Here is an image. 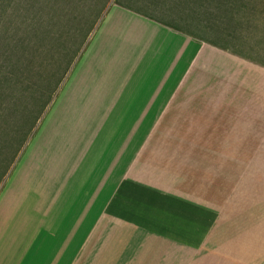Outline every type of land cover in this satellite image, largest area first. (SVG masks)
I'll return each instance as SVG.
<instances>
[{"label": "crops", "instance_id": "1", "mask_svg": "<svg viewBox=\"0 0 264 264\" xmlns=\"http://www.w3.org/2000/svg\"><path fill=\"white\" fill-rule=\"evenodd\" d=\"M163 1L170 10L141 12L154 28L97 92L115 101L112 124L46 183L41 224L0 239V264L190 263L212 244V208L191 197L190 171L182 190L180 165L217 154L264 178V0Z\"/></svg>", "mask_w": 264, "mask_h": 264}, {"label": "rangeland", "instance_id": "2", "mask_svg": "<svg viewBox=\"0 0 264 264\" xmlns=\"http://www.w3.org/2000/svg\"><path fill=\"white\" fill-rule=\"evenodd\" d=\"M163 2L76 0L51 19L44 0H0V239L12 237L16 224L15 233H32L52 200L46 183L89 158L96 144L82 157L88 137L98 132L97 143L115 117V101L97 100V92L111 90L109 79L135 55L132 44L154 28L141 12L170 10ZM212 159L180 165L182 190L190 181L191 197L212 208L205 218L212 244L186 264H264V178H252V165L243 171Z\"/></svg>", "mask_w": 264, "mask_h": 264}, {"label": "trees", "instance_id": "3", "mask_svg": "<svg viewBox=\"0 0 264 264\" xmlns=\"http://www.w3.org/2000/svg\"><path fill=\"white\" fill-rule=\"evenodd\" d=\"M44 1H46L47 4H48V2L51 4V5L49 4L50 10L48 9V16L50 14H52L53 16L52 17H49V18L54 19L55 16H56V12L57 11H60V9H64L65 8V4H67L69 2L76 1V0H44ZM107 2H108V0H105V3H107ZM77 3L75 5L76 7H77ZM61 12H65V10L64 11H61ZM36 24L39 25V23H36Z\"/></svg>", "mask_w": 264, "mask_h": 264}]
</instances>
